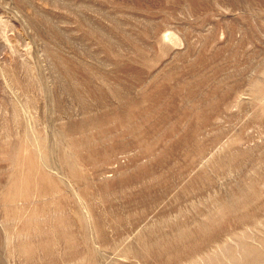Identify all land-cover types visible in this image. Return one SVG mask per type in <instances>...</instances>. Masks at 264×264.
I'll list each match as a JSON object with an SVG mask.
<instances>
[{
  "label": "rangeland",
  "instance_id": "374dc122",
  "mask_svg": "<svg viewBox=\"0 0 264 264\" xmlns=\"http://www.w3.org/2000/svg\"><path fill=\"white\" fill-rule=\"evenodd\" d=\"M0 264H264V0H0Z\"/></svg>",
  "mask_w": 264,
  "mask_h": 264
}]
</instances>
